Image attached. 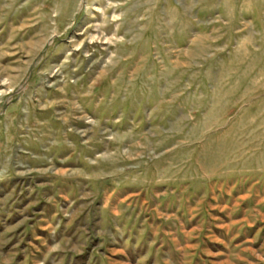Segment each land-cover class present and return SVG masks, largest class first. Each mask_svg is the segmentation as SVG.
I'll return each mask as SVG.
<instances>
[{
    "label": "rangeland",
    "instance_id": "1",
    "mask_svg": "<svg viewBox=\"0 0 264 264\" xmlns=\"http://www.w3.org/2000/svg\"><path fill=\"white\" fill-rule=\"evenodd\" d=\"M19 257L264 264V0H0Z\"/></svg>",
    "mask_w": 264,
    "mask_h": 264
},
{
    "label": "crops",
    "instance_id": "2",
    "mask_svg": "<svg viewBox=\"0 0 264 264\" xmlns=\"http://www.w3.org/2000/svg\"><path fill=\"white\" fill-rule=\"evenodd\" d=\"M6 215H14V212L8 210V213H7ZM8 236L10 237V235H8ZM4 237H5V235H4ZM15 237H16V236H15ZM10 245H11V244H10V242H9L8 247H10ZM16 245H17V244H16ZM6 251H7V250H6ZM11 251H17L18 254L21 255V254L19 253V251H20L19 248H16V249L11 250ZM20 260H21V258L19 257V258L17 259V261H12L11 264H20V262H19Z\"/></svg>",
    "mask_w": 264,
    "mask_h": 264
}]
</instances>
